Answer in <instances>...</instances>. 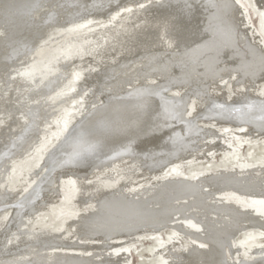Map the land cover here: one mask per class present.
<instances>
[{
	"label": "bare ground",
	"instance_id": "bare-ground-1",
	"mask_svg": "<svg viewBox=\"0 0 264 264\" xmlns=\"http://www.w3.org/2000/svg\"><path fill=\"white\" fill-rule=\"evenodd\" d=\"M131 1L0 0V264H124L141 230L158 240L160 264H264L261 37L245 32L235 0ZM120 3L102 27L82 28ZM176 65L190 79L173 86ZM245 148L256 161L244 163ZM204 149L225 166L180 174L177 163ZM63 161L66 180L46 195L38 168ZM47 196L53 226L17 214ZM31 234L70 246L6 261Z\"/></svg>",
	"mask_w": 264,
	"mask_h": 264
},
{
	"label": "rangeland",
	"instance_id": "rangeland-1",
	"mask_svg": "<svg viewBox=\"0 0 264 264\" xmlns=\"http://www.w3.org/2000/svg\"><path fill=\"white\" fill-rule=\"evenodd\" d=\"M139 1H141V0H132L131 2H139ZM232 1H234V0H232ZM128 2V1H127ZM235 2L237 3V4H239V5H241V7L243 8L242 10H244V12H245V17H246V20H247V23H248V25H249V28H251L250 30H245V32L247 33L248 31H254V32H257L258 34H259V36L261 37V43L263 44V46H264V11H263V9H261L260 7H258V6H256L253 2H252V0H235ZM126 5V3H120L119 5H116V6H114L113 8H110V9H108V11H106L105 12V15L102 17V18H100V20L98 21V20H94V19H83L82 21L84 22L83 23V27L82 28H85V27H87V30H92V29H95V28H100V27H102L105 23H106V21L109 19V16H110V14H112L113 12H115L116 10H118V9H120L122 6H125ZM256 8H258V9H256ZM116 9V10H115ZM262 10V11H261ZM109 12V13H108ZM263 12V13H262ZM108 14V15H107ZM261 16H260V15ZM263 14V15H262ZM238 16H240L239 14H238ZM260 16V17H259ZM87 20V21H86ZM89 20V21H88ZM106 20V21H105ZM95 22V23H94ZM97 22H102V24L101 25H97L96 23ZM239 23L241 24V21L239 20ZM247 24H244V25H242V26H240L242 29H247L246 27L248 26ZM100 26V27H99ZM94 27V28H93ZM89 28V29H88ZM0 30H1V27H0ZM248 34V33H247ZM248 36L250 37V35L248 34ZM52 37V36H51ZM51 37H46L45 39H47V40H45V39H43V38H39L38 40H41L42 39V41H40V43L39 44H37V45H35V47L34 48H32L27 54H26V56H25V58L27 57V56H29V55H31L32 53H34V52H36L39 48H41L44 44H46L47 42H49V41H51L52 39H54L53 37H52V39H51ZM44 40V41H43ZM253 42V41H252ZM185 47V46H184ZM184 47H178V48H180V49H178V51H174V52H177L176 54H180V53H182L183 51L182 50H185L184 49ZM186 48V47H185ZM33 49H35L34 51H33ZM32 51V52H31ZM179 51H180V53H179ZM167 53V52H166ZM163 54H165V53H163ZM19 60H17L16 62H19V61H21L20 59H22V58H18ZM16 62H14V63H16ZM73 65V64H72ZM71 65V66H72ZM23 66V65H22ZM74 66V65H73ZM177 66V68L173 71V73H172V77L170 78V80H169V77L167 78V80H169L170 81V83H168V84H170V85H173V83H174V85L173 86H175V85H177V84H182V83H184V82H186V81H189V77H187V76H184V73H182L181 74V66L180 65H176ZM180 68V70H178ZM74 70V69H73ZM72 70V71H73ZM178 71H180V73H178ZM172 72V71H171ZM183 72V71H182ZM135 74V75H134ZM133 75L134 76H132V78H136V77H139V76H141V73H139V71L138 72H135ZM178 74V75H177ZM142 75H143V72H142ZM169 75H171V73L169 74ZM176 75V76H175ZM173 76L174 77H177V80H176V78L174 79L173 78ZM184 78H185V80H184ZM188 78V79H187ZM101 79H104V77H102ZM176 80V81H175ZM172 81V82H171ZM168 82V81H167ZM178 82V83H177ZM71 84H69V86H68V88L69 89H71V90H77V89H80V86L78 85V83L77 84H72L71 86H70ZM75 86V87H74ZM77 86V87H76ZM229 87V86H228ZM224 90H226V89H224ZM92 88H91V90H90V92H88L87 93V97H86V99H85V103H88L89 102V100L90 101H92V100H94V96H95V92L94 91H92ZM176 91V90H175ZM50 92V91H49ZM173 92H174V90H171L170 92L169 91H167V93L166 94H170V93H172L173 94ZM55 92H51L50 94H45V96H44V98H47V97H50V96H52L53 94H54ZM179 97H181V95H179ZM92 99V100H91ZM43 102H45V101H43ZM181 109H182V107H181ZM50 119V118H49ZM48 119V120H49ZM222 124V125H221ZM224 124H225V126H224ZM220 123L218 126V130L219 131H221V133H228L227 131V128H232V126L231 125H229V126H227L228 125V123ZM56 125V124H55ZM57 126V125H56ZM227 126V127H226ZM220 128H222V129H220ZM226 130H225V129ZM226 131V132H225ZM264 139H262V143L264 144V141H263ZM236 139H235V144H236ZM219 142L217 141L216 142V144H218ZM39 146V145H38ZM38 146H35L34 147V149H32V150H30V151H36L35 152V154L34 155H36V154H38V150H36V148L38 147ZM58 150V148H55L54 150H53V154H52V156H54V154H56L55 152H57V150ZM247 148H245L243 151V154H242V156H243V161H244V163H252V162H254V161H256L257 160V158H253V157H251L250 155H248V149L246 150ZM10 150V149H9ZM224 151H225V149H223ZM223 151V152H224ZM194 151H192L191 153H193ZM187 153H189V152H187ZM186 153V154H187ZM198 153V154H197ZM205 153V154H204ZM208 154V152L207 151H205V149L204 150H200V151H197V152H195V154L193 153V155L192 154H190V155H188L187 157H185V159L181 162V163H177V164H180V166H179V173L180 174H182V175H184V176H186V177H195V175H198V176H200V174H201V172H202V174L201 175H204V174H206L208 171H206V170H209V169H212V170H217V168H220L221 166H225V164L224 163H227V162H223V161H226V159L224 158V155L223 154H221V152H219V151H217L216 153H215V155H216V157L215 158H213V160L211 161V162H206L207 160H206V157L208 156L207 155ZM221 154V155H220ZM198 155H200V156H198ZM195 157V158H194ZM245 157V158H244ZM28 158H34L33 156L31 157H27L26 159L24 158V162L26 161H28L27 159ZM204 158V159H203ZM220 158V159H219ZM223 158V159H222ZM252 158V159H251ZM1 159H2V157H1ZM222 159V160H221ZM247 159V160H246ZM215 160V161H214ZM246 160V161H245ZM184 161H186V162H184ZM202 161V162H201ZM206 162V163H205ZM212 162H214V163H212ZM63 163H65L64 161H63ZM61 164V163H59V164H57V165H54L53 167L51 166V163H48L49 165H48V167L45 169V168H43V165H41L38 169H39V172L40 171H43L42 173V180H44V181H46L45 183L47 184L48 183V181H50V184H48V190H47V192L45 193L46 195H55L54 193H55V191L57 192V190H56V188H57V186H58V183L60 184V183H63L62 181H63V179H64V174L63 173H61V171L63 172V170H65L64 168H66V166H67V164L65 163V164ZM174 164H176V162H173ZM202 163V164H201ZM220 163H222V164H220ZM169 164V166L168 167H166V170H169L170 171V173H169V171H167V175L168 176H170V175H175L174 173H175V171L174 170H172V167L173 166H171V164L172 163H168ZM206 164V165H205ZM64 165V166H63ZM49 166H50V168H49ZM51 167H52V169H51ZM204 167V168H203ZM209 167V168H208ZM42 168V169H41ZM58 168V169H57ZM186 168V169H185ZM198 168H200V169H198ZM216 168V169H215ZM13 169V168H12ZM16 169V168H15ZM18 169V168H17ZM17 169L14 171V172H12L11 173V175H12V178H13V182L14 183H11V184H13V185H15V184H17L18 183V180H17V178H16V175H15V172L17 171ZM41 169V170H40ZM44 169V170H43ZM205 169V170H204ZM46 170V171H45ZM56 170V171H55ZM192 172H191V171ZM57 171H58V173H57ZM172 171V172H171ZM204 171V172H203ZM206 172V173H205ZM187 173V174H186ZM46 174V175H45ZM15 175V176H14ZM55 175V176H54ZM62 175V176H61ZM154 176H156V174L154 175ZM47 179H46V178ZM57 179V180H56ZM67 179H76V178H74V176L73 175H70L69 177H67ZM64 180H66V179H64ZM13 185H11V188H13ZM51 193V194H50ZM65 195V194H64ZM44 200H42L43 201V203H39V202H36V203H33V204H29L28 206L26 205V209L25 210H22V209H19L18 207H16L15 206V210H16V212L17 211H19V212H17V214L18 215H20L21 216V214H23V212H25V213H27V215H28V213L30 214V215H34L33 216V220H34V222H33V220H32V223H33V225H35V226H40V225H42V226H46V225H48V226H53V224H51V223H55V219H54V217H53V214H52V211H50V210H44L45 209V207H47V206H49V202L48 201H50L51 200V197L50 196H47V198L45 197V198H43ZM65 199V198H64ZM62 203H63V201L61 202H59V204L60 205H62ZM39 204V205H38ZM43 205V206H42ZM47 205V206H46ZM33 206V207H32ZM5 207H7V205H5ZM18 208V209H17ZM39 208V209H38ZM33 209V210H32ZM38 209V210H37ZM27 210H30L29 212L27 211ZM37 211V212H36ZM45 211V212H44ZM37 213V214H36ZM44 213V214H43ZM50 215V216H49ZM150 214H148L147 216H149ZM145 216V217H144ZM146 215H143V217H141L140 216V218L138 219V220H148V219H150V217H147ZM158 217L159 216V214H157L156 213V215H154L153 216V218H155V217ZM22 217H23V215H22ZM20 218V217H19ZM142 218V219H141ZM144 218V219H143ZM151 218H152V215H151ZM47 223V224H46ZM27 228H28V226H27ZM16 230H20V227L18 226V228L16 227L15 228ZM23 231V230H22ZM141 232H142V234L141 235H139V234H137L136 235V238H134L133 240H131L130 241V243L128 242V244H130L131 246V248H130V252H129V261L127 260L126 262H124V264H160V262L162 263L163 262V259L161 258V256H159L158 255V252H157V249H158V240L154 237V235L152 234V233H150L149 231H142L141 230ZM171 232V233H170ZM244 231H241V232H239L238 234H236V238H234V240H236L242 233H243ZM22 233H25V231H23ZM148 233H150V234H148ZM146 236H145V235ZM160 234H161V239H167V238H170L172 235H173V230L172 229H170V228H163L161 231H160ZM159 234V235H160ZM170 234V235H169ZM14 235H16V236H13L14 238H19V236H23V235H21V234H19V232L17 233V234H14ZM149 235V236H148ZM153 235V236H152ZM138 236V237H137ZM27 237H31V238H34V237H36L35 239H36V241L35 240H30V241H28L27 243H23L24 245H21V244H19L18 245V248L16 249V253L14 252V254H10V255H5V257H6V261H10V263L11 262H15V261H20L21 259L23 260L24 258H26V257H30V258H36V257H39V256H41L42 254H44V253H49L51 250H56V251H59L58 249H61L62 247L63 248H65V247H67V246H65V245H69L70 246V244H65V245H61L59 242H57V241H53L52 242V240H50L49 238L47 239V242L46 241H43L44 240V238L43 237H41V236H38L37 234L36 235H33V234H31V235H28ZM150 237H151V239H150ZM158 237V236H157ZM145 238V239H144ZM155 238V239H154ZM141 239V240H140ZM35 241V242H34ZM139 241V242H138ZM32 242V243H31ZM57 242V243H56ZM134 242V243H133ZM49 245V246H48ZM55 245V246H54ZM21 246V247H20ZM28 246H29V248H28ZM68 246V247H69ZM32 247H33V249H32ZM157 248V249H156ZM237 247L236 246H234L233 247V250L234 249H236ZM29 249V250H28ZM19 250V251H18ZM26 250V251H25ZM32 250V251H31ZM155 251V253H154V255L153 256H146L145 255V253H149V252H154ZM157 252V253H156ZM39 254V255H38ZM235 255H233V257L234 256H236L237 254L236 253H234ZM156 255V256H155ZM35 256V257H34ZM20 258V259H19ZM30 258H28V259H30ZM241 258H243V257H241ZM233 259H235V257L233 258ZM232 259V260H233ZM22 262V261H21ZM28 263V262H27ZM6 264H8V263H6ZM26 264V263H25Z\"/></svg>",
	"mask_w": 264,
	"mask_h": 264
}]
</instances>
